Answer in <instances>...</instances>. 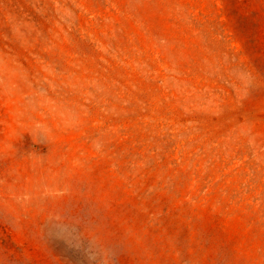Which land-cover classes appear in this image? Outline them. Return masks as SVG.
Returning <instances> with one entry per match:
<instances>
[{
  "label": "rangeland",
  "instance_id": "1",
  "mask_svg": "<svg viewBox=\"0 0 264 264\" xmlns=\"http://www.w3.org/2000/svg\"><path fill=\"white\" fill-rule=\"evenodd\" d=\"M0 264H264V0H0Z\"/></svg>",
  "mask_w": 264,
  "mask_h": 264
}]
</instances>
